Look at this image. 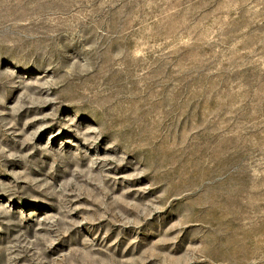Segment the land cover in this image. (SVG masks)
Listing matches in <instances>:
<instances>
[{"label": "rangeland", "instance_id": "obj_1", "mask_svg": "<svg viewBox=\"0 0 264 264\" xmlns=\"http://www.w3.org/2000/svg\"><path fill=\"white\" fill-rule=\"evenodd\" d=\"M0 264H264V0H0Z\"/></svg>", "mask_w": 264, "mask_h": 264}]
</instances>
